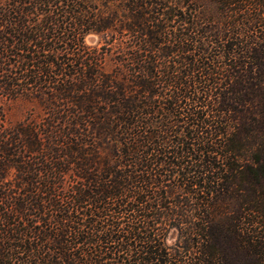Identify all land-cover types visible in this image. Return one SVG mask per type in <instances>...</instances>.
<instances>
[{
	"label": "trees",
	"instance_id": "trees-1",
	"mask_svg": "<svg viewBox=\"0 0 264 264\" xmlns=\"http://www.w3.org/2000/svg\"><path fill=\"white\" fill-rule=\"evenodd\" d=\"M0 97V264H264V0H4Z\"/></svg>",
	"mask_w": 264,
	"mask_h": 264
},
{
	"label": "rangeland",
	"instance_id": "rangeland-1",
	"mask_svg": "<svg viewBox=\"0 0 264 264\" xmlns=\"http://www.w3.org/2000/svg\"><path fill=\"white\" fill-rule=\"evenodd\" d=\"M4 0H0V3H3ZM102 39L100 35L96 33H90L86 36V43L91 46H98L100 45ZM107 61L109 59L107 58ZM0 100L5 106L7 118L10 122H17L23 120L30 110L34 109L33 103L28 101L27 99H16V100H7L2 99Z\"/></svg>",
	"mask_w": 264,
	"mask_h": 264
}]
</instances>
